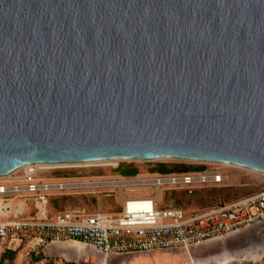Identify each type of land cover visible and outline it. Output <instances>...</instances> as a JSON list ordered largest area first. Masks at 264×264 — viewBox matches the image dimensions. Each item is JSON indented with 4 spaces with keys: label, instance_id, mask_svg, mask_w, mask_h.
<instances>
[{
    "label": "water",
    "instance_id": "1",
    "mask_svg": "<svg viewBox=\"0 0 264 264\" xmlns=\"http://www.w3.org/2000/svg\"><path fill=\"white\" fill-rule=\"evenodd\" d=\"M107 159L264 175V0H0V177Z\"/></svg>",
    "mask_w": 264,
    "mask_h": 264
},
{
    "label": "built area",
    "instance_id": "2",
    "mask_svg": "<svg viewBox=\"0 0 264 264\" xmlns=\"http://www.w3.org/2000/svg\"><path fill=\"white\" fill-rule=\"evenodd\" d=\"M43 169L47 168L26 164L0 177V253L10 248L14 239L38 263L60 264L59 259L46 258L44 247L50 242L75 240L92 246L102 256L98 264H106L110 255L174 248L188 252L194 245L253 225L264 227V185L257 193L189 214L156 207V193L161 187L168 185L191 193L198 186L220 183L224 174L218 168L156 173L148 180L155 194L125 196L122 210L111 215L70 211L49 214V192L63 189L66 183L41 180L39 172ZM18 196L25 199L15 202ZM217 264H264V248L256 259Z\"/></svg>",
    "mask_w": 264,
    "mask_h": 264
},
{
    "label": "rangeland",
    "instance_id": "3",
    "mask_svg": "<svg viewBox=\"0 0 264 264\" xmlns=\"http://www.w3.org/2000/svg\"><path fill=\"white\" fill-rule=\"evenodd\" d=\"M158 163H165L169 166H202L201 170L218 168L224 174L220 183L198 186L191 193L173 189L168 185L161 187L155 201L156 207L160 210L175 208L184 213L202 210L213 204L229 202L257 193L264 185L263 174L221 163L174 159L149 161L111 159L75 165L56 164L52 167H44L47 169L39 172L41 180L66 183L63 189H53L49 192L48 213L55 214L63 211L80 214L98 211L118 213L122 210L119 195L125 197L155 194L148 180L158 173L150 171ZM122 165L135 167L137 174L130 177L116 176L113 170ZM23 199L25 198L18 196L14 201L18 202ZM71 248L75 250L63 249L58 253L45 256L50 261L59 259L60 264H98L102 259L101 254L92 246L74 242ZM263 248L264 227L262 226L233 238L226 237L220 241L194 245L188 252L181 248H174L136 254L110 255L107 261L108 264H217L224 260H245L248 256L260 254ZM10 249L16 250L15 256L12 259L2 258L6 250L1 252L0 264H41L30 257L22 245L17 246V241L10 244Z\"/></svg>",
    "mask_w": 264,
    "mask_h": 264
},
{
    "label": "trees",
    "instance_id": "4",
    "mask_svg": "<svg viewBox=\"0 0 264 264\" xmlns=\"http://www.w3.org/2000/svg\"><path fill=\"white\" fill-rule=\"evenodd\" d=\"M203 169L202 166H192V165H175L169 166L165 163H158L154 167L150 169L152 172L158 173H170V172H184V171H191V170H201ZM113 172L118 173L123 176H134L137 174V169L135 167H127L122 165L113 170ZM16 250L15 249H6L3 253L2 258L12 259L15 256Z\"/></svg>",
    "mask_w": 264,
    "mask_h": 264
},
{
    "label": "crops",
    "instance_id": "5",
    "mask_svg": "<svg viewBox=\"0 0 264 264\" xmlns=\"http://www.w3.org/2000/svg\"><path fill=\"white\" fill-rule=\"evenodd\" d=\"M116 176H118V177H130V176H123V175H120V174H118V173H115V172H113ZM136 175V174H135ZM124 197V196H123ZM122 196H120L119 195V199L121 200V203H122V198H123ZM218 204V203H217ZM213 205H216V204H213ZM213 205H211V206H213ZM211 206H208V207H206V208H204V209H202V210H205V209H207V208H209V207H211ZM202 210H197V211H202ZM121 211V210H120ZM99 212V211H98ZM191 212H195V211H191ZM191 212H187L186 211V213L185 214H189V213H191ZM99 213H102V214H107V215H111V214H114L115 212H108V211H106L105 213L104 212H99ZM260 226H258V225H253V226H251V227H249V228H247V229H243V230H241V231H239V232H237V233H233V234H230V235H227V236H225V237H222V238H219V239H217V240H222V239H224V238H226V237H229V238H233V237H236V236H238L239 234H243V233H245V232H248V231H250L251 229H258ZM17 240H11V242H10V244L11 243H14V242H16ZM81 243V242H79V241H75V240H69V241H63V242H50V243H48L45 247H44V254L45 255H52V254H55V253H58V251H62L63 249H72V250H75V248H71V244H73V243ZM261 254H262V252L260 253V254H258V255H251V256H248L245 260H251V259H256V258H258V257H260L261 256ZM224 261H227V260H224ZM222 262V261H221ZM108 263V262H107Z\"/></svg>",
    "mask_w": 264,
    "mask_h": 264
},
{
    "label": "bare ground",
    "instance_id": "6",
    "mask_svg": "<svg viewBox=\"0 0 264 264\" xmlns=\"http://www.w3.org/2000/svg\"><path fill=\"white\" fill-rule=\"evenodd\" d=\"M108 160H111V159H107V160H102V161H108ZM117 160V159H116ZM114 161V160H113ZM90 162V161H89ZM101 162V161H100ZM83 163H88V162H83ZM33 164H36L37 166H39V167H41V168H44V167H52L53 165H56V164H61V163H54V164H50V163H33ZM64 164V163H63ZM66 164V163H65ZM74 165L75 164H79V163H73ZM71 165V164H70ZM114 165V164H113ZM156 197H158V193H157V195H156ZM49 198H50V196H49ZM48 203H49V201H48ZM0 205H3L2 204V201L0 200ZM50 205V204H49ZM215 241H217V240H212V241H208L207 243H209V242H215ZM102 260V259H101ZM106 264H108L107 262V259H106Z\"/></svg>",
    "mask_w": 264,
    "mask_h": 264
}]
</instances>
